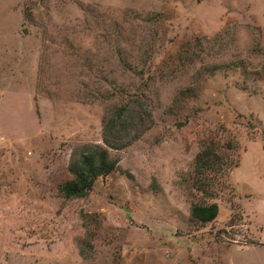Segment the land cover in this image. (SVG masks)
I'll return each mask as SVG.
<instances>
[{"label": "rangeland", "instance_id": "374dc122", "mask_svg": "<svg viewBox=\"0 0 264 264\" xmlns=\"http://www.w3.org/2000/svg\"><path fill=\"white\" fill-rule=\"evenodd\" d=\"M136 96L118 170L63 199ZM0 138V264H264V0H0ZM211 140L239 165L207 198ZM196 202L216 220L192 223Z\"/></svg>", "mask_w": 264, "mask_h": 264}, {"label": "trees", "instance_id": "16d2710c", "mask_svg": "<svg viewBox=\"0 0 264 264\" xmlns=\"http://www.w3.org/2000/svg\"><path fill=\"white\" fill-rule=\"evenodd\" d=\"M140 99L136 96L129 108L123 105L107 114L102 122V145L85 144L80 151L72 155L68 166L72 178L59 187V193L65 200L85 198L93 189L99 178H104L118 170L117 161L110 156V150L119 151L131 143L128 138L135 125H143ZM234 151L237 144L228 142L225 147L215 141L201 144L194 165V189L207 198L215 196L213 187L226 177L228 172L238 167L239 162L232 160V155L222 154V150ZM264 153V146L262 148ZM219 209L216 203L196 202L190 209V221L204 226L218 217ZM258 246V244H254Z\"/></svg>", "mask_w": 264, "mask_h": 264}, {"label": "built area", "instance_id": "2783aa9c", "mask_svg": "<svg viewBox=\"0 0 264 264\" xmlns=\"http://www.w3.org/2000/svg\"><path fill=\"white\" fill-rule=\"evenodd\" d=\"M4 139L3 138H0V142H2Z\"/></svg>", "mask_w": 264, "mask_h": 264}]
</instances>
